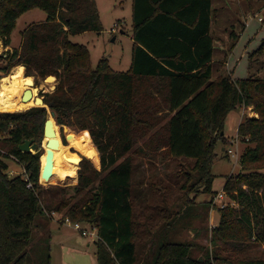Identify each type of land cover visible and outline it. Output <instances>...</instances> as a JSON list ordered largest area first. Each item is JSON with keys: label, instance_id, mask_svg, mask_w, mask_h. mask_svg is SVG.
Here are the masks:
<instances>
[{"label": "trees", "instance_id": "1", "mask_svg": "<svg viewBox=\"0 0 264 264\" xmlns=\"http://www.w3.org/2000/svg\"><path fill=\"white\" fill-rule=\"evenodd\" d=\"M214 1L133 0L132 64L117 71L108 58L93 67L88 47L71 40L104 31L96 0H0L5 46L11 45L23 14L36 8L47 14L45 21L22 31L20 48L0 55L6 62L0 72L23 66L27 76L55 77V90L43 94L45 104L57 124L80 133L79 141L70 134V146L87 151L97 166L101 162L98 169L83 159L75 186L45 188L40 183L41 153L18 147L34 140L40 152L48 109L0 112V264H29L30 249L38 246L35 230L42 228L37 218L46 217L49 226L53 216L48 215L54 213H63V220L73 224L94 226L98 264H264V256H244L264 245V79L213 77ZM241 105L253 107L258 117H246L238 127L250 146L240 157V173L231 175L223 189L234 204L217 208L212 249L196 257L198 244L181 235L198 216H183L184 211L197 204L191 196L197 186L202 187L200 195H211L202 202L207 215L215 207L216 148L230 145L222 135L225 121ZM133 154L176 161L184 167L179 173L185 178L182 191L190 185L178 197L179 209L152 205L166 220L157 232L153 221L161 216H142L146 221L139 225L135 201L147 212L150 193L161 195L162 187L156 180L147 184L144 177L135 179ZM10 157L25 165L24 176H10L4 160Z\"/></svg>", "mask_w": 264, "mask_h": 264}, {"label": "rangeland", "instance_id": "2", "mask_svg": "<svg viewBox=\"0 0 264 264\" xmlns=\"http://www.w3.org/2000/svg\"><path fill=\"white\" fill-rule=\"evenodd\" d=\"M96 2L101 14L104 31L100 33L85 32L79 35L71 36V40L75 43L83 44L88 47L91 53L93 67H96L99 60L102 58H108L111 60V65L115 70L127 71L132 63V51L135 43L132 19L133 0H96ZM214 7L216 8V12L213 16V35L216 48L215 60H220L221 63H223L224 60L228 62L227 67L224 63L221 67L219 66L218 74L231 77L234 81H239L249 77H261L264 79V49L259 54L250 56L254 52L260 50L264 44V21L260 22L259 20L260 17L264 20V0H215ZM46 18V12L38 8L29 11L28 14L23 16L19 21L16 33H14L13 41L15 45L19 42L18 40L20 39L22 31H24L33 22L45 21ZM3 52L4 50L0 48V55H2ZM5 64L6 62L4 60H0V66H4ZM15 68H13L9 74L6 72H0V85L2 76L10 75ZM218 74L216 73L217 77L219 76ZM27 77L34 78L35 86L40 88L41 95L55 90L57 84L56 78L52 81L54 82L52 87V84L48 82L49 77L46 80L36 76ZM31 107L33 106H30L25 110H28ZM242 112L243 110L239 107L231 116L228 115L225 121L223 136H225L226 132L228 137H225L232 142V144L228 146L226 150H223L225 147L222 143H219L216 148L218 156L213 165L212 173L215 176L214 190L218 193L223 191L226 182L231 175L240 173V157L250 146V144L243 137L238 135L237 123L238 117L239 119L255 117V115H251L254 112L253 107H247L244 116L242 115ZM57 129L58 136L60 137L63 145L67 146L70 151L80 155L83 159L89 158L90 160H88L96 168H101V162L99 166H97L92 161L93 158L87 151H81L79 148L77 149L70 146V134H77L79 141L80 133L78 131L68 126H62L59 124H57ZM67 137H69L68 140ZM229 149H232L234 153H228ZM32 153H41V175V158L44 155L45 150L42 147L40 152L33 150ZM133 155L138 166L135 179L138 181L142 180L144 177V181L147 184L152 180H156L159 186L162 187V190H160L162 192L161 195L153 192L150 193L151 201L149 202V205L151 208L148 209L147 212L143 211V203H140L137 200L135 201V211L137 215V223L139 225H141L145 219V217L142 216H150L151 213H153V216H161L153 221L154 230L157 232L159 228L158 226L165 223L166 220L162 217L163 214L156 213L152 210V205L159 203L161 207L165 206V208H168L170 211L172 209H179L181 205L178 206V204H181L182 201H178V197L185 194V191L189 190L190 185L187 189L182 191L181 185L184 183L185 178L179 173L184 169V167L181 168L176 161H171L170 159L165 158L163 159L161 156L158 159H152L147 156H142L141 154ZM4 160L9 166L8 171L10 176L14 177L18 175H25L24 164L20 163L13 157L5 158ZM80 168L81 166L79 165V169L76 172L66 171L62 179H57L52 183L43 184L41 181L40 183L45 188L53 186H75L78 184ZM164 187H166V190H163ZM191 190L195 191L191 193V196L192 198L197 197V204L189 205V207L184 211L183 216L198 217L196 222L190 226V229L182 232L181 239L198 244L193 252L194 256L201 257L204 254L205 248L212 249V229L219 223L220 219L219 212L216 211L217 208L221 206L220 204H234V200L232 195L227 193L221 203L217 202V205L214 207L215 213L213 222L211 221V213L207 215L208 206L202 204V202L209 201L211 199V195H200L202 187L197 186L195 189ZM71 194H73V191L69 190L68 195L71 196ZM163 196H165V200L163 201L164 203L162 202ZM48 216H53V220L63 221V213H54ZM46 219L47 218H44L43 216H39L37 218V224H41L42 228H36L35 230L38 246L36 245L30 249L32 257L29 264H93L89 258L84 259L80 257L83 256V252L90 254L94 250V240L83 236L81 231L83 230L82 227H85L87 229V236L90 237L91 232L95 229L92 224H80L81 229L79 231V229L75 227L76 224L71 223H66L68 225L62 226L58 221H54L48 226ZM139 225L137 227L141 230ZM47 227L51 228V235H48L49 233L46 230ZM140 242L144 243V237H142ZM89 244L90 247L88 246ZM72 249H75V255L71 253ZM68 251L69 253L67 254ZM247 255L256 257L264 256V245L252 248L244 256Z\"/></svg>", "mask_w": 264, "mask_h": 264}, {"label": "bare ground", "instance_id": "3", "mask_svg": "<svg viewBox=\"0 0 264 264\" xmlns=\"http://www.w3.org/2000/svg\"><path fill=\"white\" fill-rule=\"evenodd\" d=\"M26 69L23 66L16 67L10 75L2 76L0 85V111H20L25 110L30 106H39L35 103V97L39 95L40 88L33 86L32 81H28ZM34 80V78H31ZM55 77L50 76L48 82L54 85ZM32 90L34 98L24 102L22 96L26 90ZM54 129L56 131V138L59 141V148L54 150L53 161V175L49 180L40 179L41 183L49 184L57 179H62L66 171L76 172L79 168L82 157L70 151L63 145L60 137L58 136L57 124L55 123ZM44 140V147L47 150V141ZM42 166L46 163V154L41 158ZM42 170V168H41Z\"/></svg>", "mask_w": 264, "mask_h": 264}, {"label": "water", "instance_id": "4", "mask_svg": "<svg viewBox=\"0 0 264 264\" xmlns=\"http://www.w3.org/2000/svg\"><path fill=\"white\" fill-rule=\"evenodd\" d=\"M32 77L28 78V81H32V85L35 86V80L31 79ZM34 98L32 90L28 89L24 92L22 96V100L24 102H27ZM35 103L40 104V107H44L48 109V118L45 122V127H44V139L43 142L46 138H49L47 141V150L44 147V143L42 142V147L45 150L46 154V163L44 166H42L41 170V179L49 180V178L53 175V161H54V150L59 148V141L56 138V131L54 129V125L56 122L55 119V113L52 112L48 105L45 104V96L41 95V91L39 92V95L35 97ZM222 135H224V131L222 132ZM69 137H67V140ZM19 150L22 152H32L33 150H36L38 148V144L34 140H27L23 144L19 145ZM89 159V158H87ZM83 160V158H82ZM81 160V161H82ZM90 160V159H89ZM80 161V162H81Z\"/></svg>", "mask_w": 264, "mask_h": 264}, {"label": "crops", "instance_id": "5", "mask_svg": "<svg viewBox=\"0 0 264 264\" xmlns=\"http://www.w3.org/2000/svg\"><path fill=\"white\" fill-rule=\"evenodd\" d=\"M32 11V10H31ZM29 13V11L28 12H26L25 14H23L19 19H18V21H17V26H16V28L14 29V31H13V33H12V35H11V45H9V46H5L4 44H3V42H2V40H0V48H2L3 50H4V52H3V54L5 53V52H7V51H11V52H13V50L14 49H16V48H20L21 47V45H22V32H21V36H20V39L18 40L19 42L15 45V43H14V41H13V37H14V33H16V29H17V27H18V24H19V21L21 20V18L23 17V16H25L26 14H28ZM40 22H42V21H40ZM33 23H38V22H33ZM32 23V24H33ZM213 24H214V19H213V23H212V29H211V33L213 34ZM214 36V35H213ZM214 46H215V42H214ZM216 49V48H215ZM4 56H6V54H4ZM92 61V60H91ZM214 68H213V77L214 78H217V76H216V73L218 74L219 73V66L221 67L222 65H223V63L225 64V66L227 67L228 66V62H226V60H224V62L223 63H221L220 62V60H215V50H214ZM109 62H110V65H111V60H109ZM132 64V63H131ZM112 66V65H111ZM131 67V66H130ZM113 68V67H112ZM114 69V68H113ZM219 75V74H218ZM219 76H223V75H219ZM218 76V77H219ZM52 87H53V85H52ZM241 108L242 110H243V112H242V115L244 116V113L246 112V109H247V107H245L244 105H241V106H238V108ZM237 108V109H238ZM251 108V107H250ZM236 109V110H237ZM233 113H235V110L234 111H232V112H230L229 113V116H231ZM172 114H174V113H172ZM251 115H255V117H257V113H255V112H253V114H251ZM250 115V116H251ZM235 118V117H234ZM244 120V118H240L239 119V117H238V123H237V132H238V127H239V125L242 123V121ZM225 136L226 137H228V135H227V133L225 132ZM232 144V142H230V145ZM229 145V146H230ZM223 150H226V148H223ZM212 211V212H211ZM211 211H210V213H211V218H212V220L211 221H213L214 220V213H215V209L214 208H212L211 209ZM217 211V210H216ZM219 217H220V215H219ZM219 219V218H218ZM54 221H58L59 222V224L60 225H62V226H66V225H68V224H66V223H71V222H69V221H59V220H51V222H54ZM145 221H146V219H144L143 220V224H145ZM214 222V221H213ZM71 224H73V223H71ZM50 225V224H49ZM75 227H76V225H75ZM47 228H49L48 230L50 231V232H52V230H51V228L50 227H47ZM82 229L83 230H81L82 231V234H83V231H86L87 232V229L84 227H82ZM80 231V230H79ZM83 236H85V237H88L89 239H91V240H94V244L97 242V240H98V234H97V230L96 229H94V231L93 232H91V236L89 237V236H87V234H83ZM89 247H90V244L88 245ZM74 251H75V249H72L71 250V253L73 254V255H75V253H74ZM69 253V251L67 252V254ZM91 254V255H90ZM87 253V252H83L82 253V255L83 256H80V257H82V258H84V259H87V258H89L90 259V261L93 263V264H98V259H97V256H96V244H95V247H94V250L92 251V253ZM79 260V259H78Z\"/></svg>", "mask_w": 264, "mask_h": 264}, {"label": "built area", "instance_id": "6", "mask_svg": "<svg viewBox=\"0 0 264 264\" xmlns=\"http://www.w3.org/2000/svg\"><path fill=\"white\" fill-rule=\"evenodd\" d=\"M259 20H260V22H263L264 20H263V18L262 17H260L259 18ZM228 153H234L233 151H232V149H229L228 150ZM32 186V184H29V187H31ZM226 194H225V192L224 191H221V192H219L215 197H214V206L215 205H217V202H219V203H221L223 200H224V196H225ZM221 206V208H223V207H225V206H227L226 204H220ZM65 221H69L68 219L67 220H65ZM76 228L77 229H81V227H80V224H76ZM83 234L85 235V234H87V232L86 231H83Z\"/></svg>", "mask_w": 264, "mask_h": 264}]
</instances>
